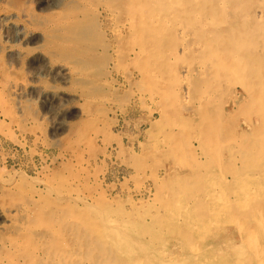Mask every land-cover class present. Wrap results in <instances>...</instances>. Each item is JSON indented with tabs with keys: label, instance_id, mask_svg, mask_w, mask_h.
<instances>
[{
	"label": "rangeland",
	"instance_id": "obj_1",
	"mask_svg": "<svg viewBox=\"0 0 264 264\" xmlns=\"http://www.w3.org/2000/svg\"><path fill=\"white\" fill-rule=\"evenodd\" d=\"M0 1V264H264V0Z\"/></svg>",
	"mask_w": 264,
	"mask_h": 264
},
{
	"label": "bare ground",
	"instance_id": "obj_2",
	"mask_svg": "<svg viewBox=\"0 0 264 264\" xmlns=\"http://www.w3.org/2000/svg\"><path fill=\"white\" fill-rule=\"evenodd\" d=\"M131 1H133V0H131ZM141 1H142V0H141ZM153 1H154V0H153ZM160 1H162V0H160ZM211 1H212V0H211ZM0 2H1V1H0ZM4 2H5V1H4ZM6 2H7V0H6ZM128 2H129V1H128ZM224 2H225V1H224ZM224 2H223V3H224ZM43 3H44V2H43ZM129 3H130V2H129ZM141 3H142V2H141ZM146 3H147V2H146ZM162 3H163V2H162ZM107 4H108V3H107ZM133 4H134V3H133ZM135 4H136V3H135ZM147 4H148V3H147ZM151 4H152V3H151ZM168 4H169V3L167 2V5H168ZM2 5H3V4H2ZM79 5H80V4H79ZM128 5H131V4H128ZM137 5H138V4H137ZM159 5H161V2H160ZM135 6H136V5H135ZM204 6H205V5H204ZM207 6H209V5H208V2H207ZM214 6H215V5H214ZM3 7H4V6H3ZM3 7H2V8H3ZM5 7H6V6H5ZM89 7H90V6H89ZM132 7H133V6H132ZM146 7H147V5H146ZM146 7H145V8H146ZM161 7H162V6H161ZM161 7H160V8H161ZM6 8L8 9V7H6ZM91 8H92V7H91ZM128 8H129V7H128ZM128 8H127V9H128ZM149 8H151V7H149ZM149 8H148V9H149ZM155 8H157V7L155 6ZM194 8H195V7H194ZM225 8H226V6H225ZM3 9H4V8H3ZM3 9H2V10H3ZM41 9H42V8H41ZM135 9H136V8H135ZM146 9H147V8H146ZM153 9H154V8H153ZM153 9H152V10H153ZM161 9H162V8H161ZM199 9H200V7H199ZM249 9H250V8H249ZM16 10H17V9H16ZM85 10H86V9H85ZM87 10H88V9H87ZM155 10H156V9H155ZM155 10H153V11H155ZM162 10H163V9H162ZM194 10H195V9H194ZM209 10H210V9H209ZM211 10H212V9H211ZM214 10H216V9H214ZM219 10H220V9H219ZM257 10H259V9H257ZM26 11H27V10H26ZM26 11H25V12H26ZM76 11H77V10H76ZM147 11H148V10H147ZM149 11H150V10H149ZM156 11L158 12V10H156ZM159 11H161V10H159ZM164 11H165V10H164ZM164 11H162V14H163ZM202 11H203V10H202ZM18 12H20V10H19ZM107 12H108V11H107ZM113 12H114V11H113ZM203 12H204V11H203ZM203 12H201V13L203 14ZM242 12H243V11H242ZM246 12H248V11H246ZM254 12H257V11L254 10ZM27 13H28V11H27ZM58 13H59V12H58ZM67 13H68V12H67ZM91 13H92V12H91ZM137 13H139V12H137ZM151 13H152V12H150V14H151ZM158 13H159V12H158ZM204 13H205V12H204ZM214 13H215V11H214ZM237 13H239V12H237ZM20 14H21V13H20ZM96 14H97V13H96ZM218 14H220V12H219ZM255 14H256V13H255ZM10 15H11V14H10ZM12 15H14L13 12H12ZM60 15H61V14H60ZM60 15H59V16H60ZM133 15H135V13H134ZM144 15H145V14H144ZM153 15H154V12H153ZM215 15H216V14H215ZM28 16H29V15H28ZM89 16H90V15H89ZM178 16H179V15H178ZM181 16H182V15H181ZM189 16H190V15H189ZM189 16H188V18H189ZM255 16H256V15H255ZM7 17H8V16H7ZM7 17L4 16L3 18H4V19H7ZM12 17H13V16H12ZM50 17H51V16H50ZM65 17H66V16H65ZM70 17H71V16H70ZM80 17H82V16H80ZM143 17H144V16H143ZM67 18H68V15H67ZM177 18H178V17H177ZM182 18H183V17H182ZM207 18H208V17H207ZM25 19H26V18H25ZM63 19H64V18H63ZM134 19H135V17H134ZM141 19H142V17H141ZM221 19H222V18H220V20H221ZM2 20H3V19H2ZM64 20H65V19H64ZM8 21H9V20H8ZM27 21H28V20H27ZM147 21H148V20H147ZM0 22H1V21H0ZM72 22H73V21H72ZM133 22H134V21H133ZM141 22H142V21H141ZM205 22H206V20H205ZM1 23H2V22H1ZM135 23H136V21H135ZM157 23H158V21H157ZM136 24H137V23H136ZM143 24H145V22H144ZM155 24H156V23H155ZM0 25H1V24H0ZM133 25H134V24H133ZM149 25H150V24H149ZM201 25H202V24H201ZM222 25H223V24H222ZM2 26H3V25H2ZM38 26H39V25H38ZM38 26H37V27H38ZM134 26H135V25H134ZM134 26H133V27H134ZM144 26H146V24H145ZM199 26H200V24H199ZM203 26H204V24H203ZM136 27H137V26H136ZM147 27H148V26H147ZM150 27H152V31H153V28H154L153 25H152V26L150 25ZM174 27H175V26H174ZM218 27H220V25H218ZM218 27H216V29H217ZM31 28H32V27H31ZM166 28H167V27H166ZM166 28H164V29H166ZM226 28H227V27H226ZM16 29H18V28H16ZM20 29H21V28H20ZM24 29H25V28H24ZM48 29H49V28H48ZM60 29H61V28H60ZM143 29H144V28H143ZM200 29H201V28H200ZM200 29H199V32L201 31ZM202 29H203V28H202ZM51 30H52V29H51ZM53 30H54V29H53ZM126 30H127V29H126ZM144 30H145V29H144ZM149 30H150V29H149ZM159 30H160V29H159ZM14 31H15V30H14ZM114 31H115V30H114ZM164 31H166V30H164ZM183 31H184V30H183ZM196 31H197V28H196ZM15 32H16V33H15L16 35H14V36H16V37H14L15 39L21 38V37L24 35V34H23V35L20 34L18 31H15ZM127 32H128V30H127ZM180 32H181V31H180ZM201 32H202V31H201ZM6 33H7V32H6ZM110 33H111V32H110ZM148 33L150 34V32H148ZM182 33H183V32H182ZM229 33H230V32H229ZM253 33H254V32H253ZM25 34H26V33H25ZM28 34H29V33H28ZM230 34H231V33H230ZM55 35H56V34H55ZM143 35H144V33H143ZM143 35H142V36H143ZM147 35H148V34H147ZM152 35H153V33H152ZM220 35H221V34H220ZM220 35H219V36H220ZM233 35H234V34H233ZM247 35H248V34H247ZM38 36H40V35H38ZM59 36H60V35H59ZM156 36H157V35H156ZM234 36H235V35H234ZM250 36H251V35H250ZM10 37H11V36H10ZM27 37H28V36H27ZM30 37H31V36L29 35V38H30ZM57 37H58V36H57ZM158 37H159V36H158ZM222 37H223V36H222ZM231 37H232V36H231ZM253 37H254V36H253ZM14 38H13V39H14ZM141 38H142V37H141ZM200 38H201V36H200ZM223 38H224V37H223ZM250 38H251V37H250ZM9 39H10V38H9ZM15 39H14V40H15ZM32 39H33V38H32ZM42 39H43V38H42ZM154 39H155V38H154ZM206 39H207V38H206ZM234 39H235V38H234ZM263 39H264V37H263ZM10 40H12V39H10ZM25 40H26V39H25ZM36 40H37V39H36ZM161 40H162V39H161ZM163 40H164V37H163ZM198 40H199V39H198ZM201 40H202V39H201ZM12 41H13V40H12ZM15 41H16V40H15ZM31 41H32V40H31ZM33 41H34V40H33ZM199 41H200V40H199ZM205 41H208V40H205ZM252 41H253V40H252ZM255 41H256V40H255ZM262 41H263V40H262ZM44 42H45V41H44ZM58 42H59V41H58ZM162 42L165 43V40L162 41ZM162 42H161V44H162ZM210 42H211V41H210ZM210 42H209V43H210ZM216 42H218V39L216 40ZM29 43H30V42H29ZM63 43H64V42H63ZM141 43H142V42H141ZM159 43H160V42H159ZM252 43H253V42H252ZM255 43H256V42H255ZM255 43H254V45H255ZM261 43H262V42H261ZM7 44H8V43H7ZM35 44H36V43H35ZM207 44H208V43H207ZM262 44H263V43H262ZM9 45H10V44H9ZM9 45H7V46H9ZM214 45H215V44H214ZM12 46H13V45H12ZM39 46H40V45H39ZM141 46H142V44H141ZM197 46H198V45H197ZM206 46H207V45H206ZM215 46H216V45H215ZM215 46H214V47H215ZM252 46H253V45H252ZM2 47H4V46H2ZM216 47H218V45H217ZM262 47H263V46H262ZM50 48H51V47H50ZM112 48H113V47H112ZM246 48H248V47H245V49H246ZM254 48H255V47H254ZM16 49H17V48H16ZM18 49H19V48H18ZM33 49L35 50V48H33ZM207 49H208V48H207ZM209 49H211V48H209ZM215 49H216V48H215ZM241 49H242V48H241ZM213 50H214V48H213ZM213 50H212V51H213ZM246 50H247V49H246ZM246 50H245V51H246ZM259 50H260V49H259ZM214 51H215V50H214ZM242 51H243V50H242ZM245 51H244V53L246 54L247 51H246V52H245ZM249 51H250V50H249ZM163 52H164V50H163ZM215 52H216V51H215ZM251 52H252V51H251ZM259 52H261V50H260ZM6 53H7V52H6ZM35 53H36V52H35ZM41 53H42V52H41ZM221 53H222V52H221ZM244 53H243V54H244ZM248 53H249V52H248ZM252 53H253V52H252ZM7 54H8V53H7ZM111 54H112V53H111ZM234 54H235V53H234ZM236 54H237V52H236ZM250 54H251V53H250ZM256 54H257V53H256ZM9 55H10V54H9ZM21 55H22V54H21ZM139 55H140V54H139ZM143 55H144V54H143ZM216 55H217V54H216ZM225 55H226V54H225ZM227 55H228V54H227ZM17 56H18V55H17ZM164 56H165V54H164ZM221 56H222V55H221ZM260 56H261V55H260ZM12 57H13V56H12ZM111 57H112V56H111ZM244 57H245V58H244L245 60H246V58H248V57H246L245 55H244ZM250 57H251V56H250ZM44 58H45V57H44ZM137 58H138V57H137ZM163 58H165V57H163ZM216 58H217V57H216ZM242 58H243V57H241V59H242ZM8 59H9V58H8ZM66 59H67V58H66ZM68 59H69V58H68ZM255 59H256V57H255ZM255 59H254V60H255ZM262 59H263V58H262ZM163 60H164V59H163ZM219 60H220V59H219ZM219 60H218V61H219ZM228 60H229V58H228ZM234 60H235V59H234ZM161 61H162V60H161ZM164 61H165V60H164ZM164 61H163V62H164ZM216 61H217V60H216ZM242 61L244 62V60H242ZM258 61H259V60H258ZM260 61H261V60H260ZM225 62H226V61H225ZM225 62H224V63H225ZM230 63H231V62H230ZM230 63H229V64H230ZM27 64H28V63H27ZM157 64H158V63H157ZM159 64H160V63H159ZM159 64L157 65V67L159 66ZM168 64H170V63H168ZM252 64H253V63H252ZM161 65L163 66V64H160V67H162ZM260 65H261V64H260ZM260 65L258 64L259 68H260ZM155 66H156V63H155ZM237 66H238V65H237ZM31 67H32V66H31ZM42 67H43V66H42ZM60 67H62V66H60ZM160 67H159V69H160ZM163 67H164V66H163ZM169 67H170V65H169ZM197 67H198V66H197ZM204 67H205V66H204ZM232 67H233V66H232ZM250 67H251V66H250ZM57 68H58V67H57ZM146 68H147V67H146ZM155 68H156V67H155ZM240 68H242V66H241ZM28 69H29V68H28ZM36 69H37V68H36ZM42 69H43V68H42ZM42 69H41V70H42ZM64 69H65V68H64ZM161 69H162V68H161ZM165 69H166V68H165ZM246 69H247V67H246ZM48 70H49V68H48ZM62 70H63V69H62ZM65 70H66V69H65ZM152 70H155V69H152ZM182 70H183V69H182ZM182 70L180 69V71H182ZM204 70H205V69H204ZM210 70H211V68H210ZM253 70H254V69H253ZM146 71H147V70H146ZM146 71H145V73H146ZM156 71H157V70H156ZM158 71H159V70H158ZM180 71H179V72H180ZM208 71H209V70H208ZM225 71H226V70H225ZM250 71H251V70H250ZM250 71H248V72H250ZM39 72H40V71H39ZM148 72H149V71H148ZM166 72H167V70H166ZM169 72H170V71H169ZM50 73H51V72H50ZM149 73H150V72H149ZM154 73H155V72H154ZM240 73H241V72H240ZM260 73H261V72H260ZM33 74H34V73H33ZM33 74H32V75H33ZM152 74H153V72H152ZM192 74H194V73H192ZM227 74H228V73H227ZM233 74H235V73H233ZM246 74H247V72H246ZM255 74H256V73H255ZM141 75H143L142 72H141ZM52 76H53V75H52ZM101 76H102V75H101ZM143 76H145V75H143ZM143 76H142V77H143ZM151 76H152V75H151ZM67 77H68V76H67ZM106 77H107V76H106ZM106 77H105V78H106ZM108 77H109V76H108ZM259 77H260V76H259ZM59 79H60V78H59ZM100 79H101V78H100ZM242 79H243V78H242ZM242 79H241V80H242ZM103 80H104V79H102V81H103ZM107 80H108V79H107ZM107 80H106V81H107ZM261 80H262V79H261ZM65 81H66V80H65ZM100 81H101V80H100ZM109 81H111V80H109ZM243 81H244V80H243ZM245 81H247V80L245 79ZM253 81L256 82L257 80H254V79H253ZM263 81H264V80H263ZM62 82H63V81H62ZM102 83H103V82H102ZM4 84H5V83H4ZM25 84H26V83H25ZM27 84H28V83H27ZM178 85H179V83H178ZM245 85H246V84H245ZM191 86H192V85H191ZM262 86H264V85H262ZM181 87H182V86H181ZM256 87H257V86H256ZM258 87H260V86H258ZM17 88H18V87H17ZM20 88H21V87H20ZM22 88H23V87H22ZM23 89H24V88H23ZM35 89H36V88H35ZM253 89H254V88H253ZM255 89H256V88H255ZM21 90H22V89H21ZM24 90H25V89H24ZM249 90H250V89H249ZM257 90H258V89H257ZM250 93H251V92H250ZM253 93H254V91H253ZM14 94H15V93H14ZM24 94H25V93H24ZM251 94H252V93H251ZM257 94H258V93H257ZM3 96H4V95H3ZM15 96H17V95H15ZM35 96H36V95H35ZM29 97H30V96H29ZM13 99H14V98H13ZM10 100H12V99H10ZM19 103H20V102H19ZM17 105H18V104H17ZM252 106H253V105H252ZM19 107H20V106H19ZM51 107H52V106H51ZM49 108H50V107H49ZM3 109H4V108H3ZM18 110H19V109H18ZM23 110H24V109H23ZM47 110H49V109H47ZM166 113H167V112H166ZM10 115H11V114H10ZM27 116H28V115H27ZM17 117H18V116H17ZM178 117H179V115H178ZM20 118H22V117H20ZM11 119H12V118H11ZM27 119H28V118H27ZM179 119H180V117H179ZM1 122H2V121H1ZM52 122H53V121H52ZM17 123H18V122H17ZM242 123H243V122H242ZM61 124H62V123H61ZM15 125H16V124H15ZM52 125H53V123H52ZM58 125H59V124H58ZM49 127H50V126H49ZM56 127H57V126H56ZM1 129H2V128H1ZM174 130H175V129H174ZM20 132H21V131H20ZM23 132H24V131H23ZM54 134H55V133H54ZM192 134H193V133H192ZM162 135H163V134H162ZM165 135H166V133H165ZM165 135H164V137H165ZM157 137H158V136H157ZM189 137H190V135H189ZM193 137H194V136H193ZM33 140H34V139H33ZM76 140H77V139H76ZM152 142H153V141H152ZM156 142H157V140H156ZM157 143H159V142H157ZM156 147H158V146H156ZM161 147H162V146H161ZM235 163H236V162H235ZM235 170H236V169H235ZM223 171H224V170H223ZM204 172H205V171H204ZM234 172H235V171H234ZM236 172H237V171H236ZM181 173H182V172H181ZM213 173H215V172H213ZM224 173H225V172H224ZM258 173H259V172H258ZM191 174H192V173H191ZM259 174H261V172H260ZM208 175H209V173H208ZM210 175H211V174H210ZM210 175H209V176H210ZM213 175H214V174H213ZM213 175H212V176H213ZM235 175H236V173H235ZM186 176H187V175H186ZM188 176H189V175H188ZM217 176H218V175H217ZM220 176H221V175H220ZM238 176H239V173H238ZM238 176H237V177H238ZM244 176H245V175H244ZM255 176H256V174H255ZM78 177H79V176H78ZM18 178H19V177H18ZM25 178H26V177H25ZM59 178H61V177H59ZM84 178H85V177H84ZM209 178H210V177H209ZM212 178H213V177H212ZM221 178H222V177H221ZM231 178H232V177H231ZM242 178H243V177H242ZM242 178H241V179H242ZM250 178H253V176L250 177ZM23 179H24V177H23ZM23 179H21V180L23 181ZM29 179H31V178H29ZM67 179H68V178H67ZM69 179H70V178H69ZM227 179H228V178H227ZM241 179H240V180H241ZM244 179H245V178H244ZM13 180H15V178H14ZM13 180H12V181H13ZM207 180H208V178H207ZM211 180H212V179H211ZM246 180H247V179H246ZM255 180H256V179H255ZM260 180H261V179H260ZM15 181H16V180H15ZM27 181H28V180H27ZM46 181H47V180H46ZM46 181H44V182L47 183ZM79 181H80V180H79ZM222 181H223V179H222ZM236 181H237V180H236ZM242 181H243V180H242ZM244 181H245V180H244ZM9 182H10V181H9ZM34 182H35V181H34ZM36 182H37V181H36ZM36 182H35V183H36ZM44 182H43V183H44ZM234 182H235V181H234ZM245 182H246V181H245ZM40 183H42V182H40ZM45 183H44V184H45ZM56 183H57V182H56ZM56 183H55V184H56ZM202 183H203V181H202ZM205 183H206V182H205ZM208 183H209V182H208ZM208 183H207V184H208ZM217 183H218V182H217ZM226 183H228V181H227ZM226 183H225V184H226ZM247 183H248V182H247ZM5 184H6V183H5ZM11 184H12V183H11ZM240 184H241V183H240ZM245 184H246V183H245ZM263 184H264V182H263ZM15 185H16V184H15ZM15 185H14V187H16ZM45 185H47V184H45ZM63 185H64V184H63ZM94 185H95V184H94ZM227 185H228V184H227ZM238 185H239V184H238ZM255 185H256V182H255ZM17 186H18V185H17ZM48 186H49V185H48ZM55 186H57V185H55ZM89 186H90V185H89ZM208 186H209V185H208ZM210 186L214 187V185L212 184V182H211ZM234 186H236V185H234ZM244 186H245V185H243V187H244ZM246 186H247V185H246ZM21 187H22V186H21ZM212 187H211L210 189H212ZM217 187H218V186H217ZM236 187H237V186H236ZM254 187H256V186H254ZM19 188H20V187H18V189H19ZM40 188H41V187H40ZM44 188H45V186H44ZM47 188H48V187H46V189H47ZM50 188H51V186H50ZM214 188H216V186H215ZM233 188H234V187H233ZM252 188H253V187H252ZM20 189H21V188H20ZM20 189H19V190H20ZM23 189H24V188H23ZM25 189H26V188H25ZM56 189H58V188H56ZM247 189H248V188H247ZM249 189H250V188H249ZM253 189H254V188H253ZM43 190H45V189H43ZM212 190H213V189H212ZM212 190H211V191H212ZM221 190H222V189H221ZM226 190H227V188L225 189V191H226ZM239 190H240V189H238V191H239ZM255 190H256V189H255ZM26 191H27V190H26ZM28 191H29V190H28ZM52 191H53V190H50V192H52ZM58 191H59V190H58ZM240 191H241V190H240ZM253 191H254V190H253ZM43 192H44V191H43ZM146 192H147V191H146ZM206 192H207V189H206ZM22 193H23V192H22ZM28 193H29V192H28ZM241 193H242V192H241ZM251 193H252V192H251ZM254 193H255V192H254ZM30 194H31V193H30ZM36 194H37V193H36ZM51 194H52V193H51ZM61 194H62V193H61ZM212 194H213V193H212ZM261 194H262V193H261ZM22 195H23V194H22ZM28 195H29V194H28ZM54 195L57 196V195L55 194V192H54ZM164 195H165V193H164ZM179 195H180V194H179ZM206 195H207V194H206ZM209 195H210V194H209ZM214 195H217V196H218V194H214ZM219 195H220V193H219ZM30 196H31V195H30ZM43 196H44V195H43ZM43 196H42V197H43ZM47 196H49V195H47ZM103 196H104V195H103ZM32 197H33V196H32ZM38 197H39V196H38ZM44 197H45V196H44ZM51 197H52V196H51ZM57 197H58V196H57ZM59 197H60V196H59ZM169 197H170V196H169ZM177 197H178V195H177ZM214 197H215V196H214ZM218 197H220V196H218ZM246 197H247V196H246ZM251 197H252V196H251ZM47 198H48V197H47ZM64 198H65V197H64ZM180 198H181V197H180ZM226 198H227V197H226ZM229 198H230V197H229ZM247 198H248V197H247ZM255 198H256V197H255ZM17 199H18V198H17ZM33 199H34V198H33ZM39 199H40V198H39ZM39 199H38V200H39ZM42 199H44V198H42ZM65 199H66V198H65ZM67 199H68V198H67ZM182 199H183V197H182ZM182 199H179V200L176 199L177 201L175 202V205L177 206V208H181L180 206H181L182 203H183V200H182ZM215 199H216V198H215ZM222 199H223V198H222ZM233 199H234V198H233ZM45 200H46V197H45ZM217 200H218V199H217ZM226 200H227V199H226ZM15 201H16V200H15ZM21 201H23V200H21ZM21 201H20L19 203H22ZM34 201H35V200H34ZM78 201H79V200H78ZM207 201H208V200H207ZM223 201H224V199H223ZM227 201H228V200H227ZM238 201H240V200L237 199L236 202H238ZM243 201H244V199H243ZM13 202H14V201H13ZM26 202L28 203V201H26ZM41 202H42V201H41ZM43 202H44V201H43ZM53 202H55V201H53ZM53 202H52L51 206L53 205ZM61 202H62V201H61ZM64 202H65V201H64ZM71 202H72V201H71ZM83 202H84V201H83ZM145 202H146V201H145ZM246 202H247V200H246ZM23 203H24V202H23ZM46 203H47V200H46ZM48 203H50V202H48ZM65 203H66V202H65ZM75 203H76V202H75ZM93 203H94V202H93ZM131 203H132V202H131ZM131 203H130V204H131ZM172 203H173V205H174V202H172ZM38 204H39V203H38ZM38 204H37V205H38ZM60 204H62V203H60ZM132 204H133V203H132ZM242 204H243V202H242ZM20 205H21V204H20ZM24 205H25V204H24ZM68 205H69V204H68ZM175 205H174V206H175ZM185 205H187V204H185ZM22 206H23V205H22ZM45 206H46V205H45ZM48 206H49V205H48ZM51 206H50V208H51ZM66 206H67V205H66ZM134 206H135V205H134ZM136 206H137V205H136ZM165 206H166V205H165ZM174 206H173V207H174ZM15 207H16V206H15ZM43 207H44V206H43ZM69 207H70V206H69ZM132 207H133V206H132ZM223 207H224V205H223ZM48 208H49V207H48ZM48 208H47V209H48ZM93 208H94V207H93ZM142 208H144V207L142 206ZM154 208H155V207H154ZM154 208H153V209H154ZM164 208H165V207H164ZM174 208H175V207H174ZM177 208H176V209H177ZM192 208H193V207H192ZM262 208H263V207H262ZM30 209H32V208H30ZM33 209H34V208H33ZM36 209L38 210V208H36ZM65 209H66V208H65ZM65 209H64V210H65ZM166 209H167V208H166ZM26 210H27V209H26ZM44 210H46V208H45ZM67 210L69 211V209H67ZM160 210H161V209H160ZM187 210H188V208H187ZM194 210H195V209H194ZM226 210H227V209H226ZM27 211H29V210H27ZM34 211H35V210H34ZM39 211H41V210H39ZM68 211H67V212H68ZM84 211H85V210H84ZM142 211H144V210L142 209ZM165 211H166V210H165ZM170 211H171V210H170ZM191 211H193V210L191 209ZM13 212H14V211H13ZM67 212H66V213H67ZM71 212H72V211H71ZM154 212H155V209H154ZM154 212H153V213H154ZM156 212H158V211H156ZM186 212H187V211H186ZM222 212H223V211H222ZM11 213H12V212H11ZM29 213H31V212H29ZM35 213H36V212H35ZM35 213H33V214H35ZM53 213H54V212H53ZM72 213H73V212H72ZM131 213H132V212H131ZM149 213H150V212H149ZM153 213H152V214H153ZM162 213H163V212H162ZM162 213H161V214H162ZM171 213H172V212H171ZM180 213H181V212H180ZM190 213H191V212H190ZM217 213H218V212H217ZM2 214H3V213H2ZM89 214H90V213H89ZM141 214H142V212H141ZM213 214H215V213H213ZM69 215H70V214H69ZM75 215H77V214H75ZM106 215H107V214H106ZM120 215H121V214H120ZM120 215H119V216H120ZM172 215H173V214H172ZM220 215H221V214H219V216H220ZM224 215H225V214H224ZM56 216H57V215H56ZM123 216H124V215H123ZM156 216H157V215H156ZM177 216H179V215H177ZM211 216H212V215H211ZM211 216H210V217H211ZM226 216H227V215H226ZM259 216H260V215H259ZM38 217H39V216H38ZM66 217H67V216H66ZM69 217L71 218V217H73V216H69ZM108 217H109V216H108ZM173 217H175V216H173ZM195 217H196V216H195ZM73 218H75V217H73ZM146 218H147V216H146ZM160 218H162V217H160ZM198 218H199V216H198ZM219 218H220V217H219ZM219 218H218V219H219ZM222 218H224V217H222ZM259 218H260V217H259ZM1 219H2V218H1ZM40 219H41V218H39V220H40ZM82 219H83V218H82ZM82 219H80V220H82ZM91 219H92V218H91ZM105 219H106V218H105ZM105 219H104V220H105ZM109 219L112 220V216H111V218H109ZM113 219H114V217H113ZM125 219H126V218H125ZM173 219H174V218H173ZM177 219H178V218H177ZM187 219H188V218H187ZM224 219H225V218H224ZM227 219H228V218H227ZM242 219H243V218H242ZM2 220H3V219H2ZM106 220H108V219H106ZM127 220H128V219H127ZM180 220H181V219H180ZM185 220H186V219H185ZM228 220H230V219H228ZM243 220H244V219H243ZM27 221H28V220H27ZM76 221H77V220H76ZM174 221H175V220H174ZM174 221H173V222H174ZM207 221H208V220H207ZM226 221H227V220H226ZM231 221H232V219H231ZM240 221H241V220H240ZM255 221H256V220H255ZM35 222H36V221H35ZM107 222H108V221H107ZM114 222H115V221H114ZM176 222H177V221H176ZM185 222H186V221H185ZM201 222H202V221H201ZM203 222H204V221H203ZM229 222H230V221H229ZM258 222H259V221H258ZM258 222H257V223H258ZM7 223H8V222H7ZM36 223H37V222H36ZM43 223H44V222H43ZM45 223H47V222H45ZM76 223H77V222H76ZM79 223H80V221H79ZM105 223H106V221H105ZM122 223H123V222H122ZM159 223H160V222H159ZM162 223H163V222H162ZM164 223H165V222H164ZM170 223H171V221H170ZM177 223H178V222H177ZM212 223H213V222H212ZM223 223H224V222H223ZM238 223H239V222H238ZM51 224H52V223H51ZM112 224H113V223H112ZM120 224H121V223H120ZM165 224H167V223H165ZM216 224H217V223H216ZM225 224H226V223H225ZM229 224H230V223H229ZM258 224H259V223H258ZM258 224H256V225H258ZM45 225H46V224H45ZM49 225H50V224H49ZM52 225H53V224H52ZM55 225H56V224H55ZM105 225H106V224H105ZM109 225H110V224H109ZM122 225H124V224H122ZM204 225H205V224H204ZM213 225H214V224H213ZM213 225H211V226H213ZM231 225H232V224H231ZM235 225H236V223H235ZM254 225H255V224H254ZM35 226H36V225H35ZM35 226H34V228H35ZM46 226H47V225H46ZM107 226H108V224H107ZM173 226H174V225H173ZM211 226H210V228H211ZM221 226H222V225H221ZM236 226H238V225H236ZM236 226H235V227H236ZM47 227H49V226H47ZM47 227H46V228H47ZM53 227H55V226H53ZM53 227H52V228H53ZM111 227H112V226H111ZM116 227H117V226H115V228H116ZM164 227H165V226H164ZM200 227H201V226H200ZM213 227H214V226H213ZM215 227H216V226H215ZM219 227H220V225H219ZM55 228H56V227H55ZM166 228H168V227H165L164 229H166ZM175 228H176V226H175ZM198 228H199V227H198ZM210 228H209V229H210ZM262 228H263V226H262ZM113 229H114V227H113ZM113 229H112V230H113ZM164 229H163V230H164ZM216 229H217V227H216ZM218 229H222V228H218ZM247 229H248V228H247ZM263 229H264V228H263ZM23 230H24V229H23ZM40 230H41V229H40ZM52 230H53V229H52ZM55 230H56V229H55ZM112 230H110V231H112ZM115 230H116V229H115ZM161 230H162V229H161ZM161 230H160V231H161ZM198 230H199V229H198ZM261 230H262V229H261ZM25 231H26V230H24V232H25ZM70 231H71V229H70ZM92 231H93V230H92ZM108 231H109V230H108ZM118 231H119V230H118ZM190 231H191V230H190ZM215 231H216V230H215ZM217 231H219V230H217ZM243 231L245 232L246 230H243ZM243 231H242L241 233H243ZM56 232H57V230H56ZM158 232H159V231H158ZM173 232H174V231H173ZM175 232H176V231H175ZM177 232H178V231H177ZM205 232H207V231H205ZM209 232H210V231H209ZM211 232H212V231H211ZM236 232H237V231H236ZM247 232H248V230H247ZM52 233H53V232H51V234H52ZM59 233H60V232H59ZM107 233H108V232H107ZM160 233H162V232H160ZM188 233H189V232H188ZM190 233H191V232H190ZM190 233H189V235H190ZM195 233H196V232H195ZM195 233H194V234H195ZM248 233H249V232H248ZM22 234H23V233H22ZM25 234H26V233H24V235H25ZM109 234H110V233H109ZM178 234H179V233H178ZM207 234H208V233H207ZM225 234H226V233H225ZM54 235H55V234H54ZM69 235H70V234H69ZM239 235H240V234H239ZM258 235H259V234H258ZM8 236H9V235H8ZM13 236H14V235H13ZM15 236H16V235H15ZM55 236H56V235H55ZM62 236H63V235H62ZM178 236H180V235H178ZM196 236H198V235H196ZM205 236H206V235H205ZM245 236H246V234H245ZM11 237H12V235H11ZM69 237H70V236H69ZM71 237H72V236H71ZM149 237H150V236H149ZM192 237H193V236H192ZM248 237H250V235H248ZM253 237H255V236H253ZM19 238H20V237H19ZM37 238H39V237H37ZM55 238H56V237H55ZM60 238H62V237H60ZM63 238H64V237H63ZM91 238H93V237H91ZM246 238H247V237H246ZM246 238H245V239H246ZM17 239H18V238H17ZM47 239H48V238H47ZM193 239H195V238H193ZM200 239L202 240V238H200ZM229 239H230V237H229ZM251 239H252V238H251ZM25 240H26V239H25ZM56 240H57V239H56ZM64 240L66 241V239H64ZM67 240H68V239H67ZM70 240H71V239H70ZM72 240H73V239H72ZM77 240H78V239H77ZM219 240H220V239H219ZM223 240H226V239L223 238L222 241H223ZM40 241H41V240H40ZM50 241H51V240H50ZM73 241H75V240H73ZM184 241H185V240H184ZM6 242H7V241H6ZM18 242H19V241H18ZM24 243H26V242H24ZM30 243H32V242H30ZM50 243H51V242H50ZM56 243H57V241H56ZM66 243H67V241H66ZM94 243H95V242H94ZM227 243H228V241H227ZM231 243H233V241H232ZM237 243H238V242H237ZM240 243H241V242H240ZM240 243H238V245H239ZM242 243H243V242H242ZM54 244H55V243H54ZM68 244H69V243H68ZM68 244H67V245H68ZM78 244H79V243H78ZM183 244H184V243H183ZM225 244H226V243H225ZM244 244H245V243H244ZM34 245H35V244H34ZM42 245H43V244H42ZM67 245H66V246H67ZM127 245H128V244H127ZM184 245H186V244H184ZM189 245H190V244H189ZM221 245H222V244H221ZM234 245H235V244H234ZM250 245H252V243H251ZM58 246H61V243H60V245H58ZM192 246H194V245H192ZM192 246H191L190 248H192ZM197 246H198V245H197ZM226 246H227V244H226ZM240 246H243V244L240 245ZM245 246H246V245H245ZM6 247H7V246H6ZM47 247H48V246H47ZM49 247H50V246H49ZM185 247H186V246H185ZM224 247H225V246H224ZM248 247H249V246H248ZM67 248H68V247H67ZM80 248H81V247H80ZM243 248H244V247H243ZM30 249H31V248H30ZM62 249H64L63 246H62ZM71 249H72V251H73V248H71ZM71 249H70V250H71ZM77 249H79V247H78ZM187 249H188V248H187ZM244 249H245V248H244ZM35 250H36V248H35ZM35 250H34V251H35ZM37 250H38V249H37ZM54 250L57 251L56 249H54ZM64 250H65V249H64ZM68 250H69V249H68ZM70 250H69V251H70ZM74 250H75V249H74ZM82 250H83V249H82ZM84 250H85V249H84ZM222 250H223V249H222ZM234 250H235V249H234ZM260 250H261V248H260ZM1 251H2V249H1ZM40 251H41V250H40ZM42 251H43V250H42ZM61 251H62V250H61ZM87 251H88V250H87ZM189 251H191V250H189ZM192 251L195 252L194 250H192ZM192 251H191V252H192ZM224 251H225V250H224ZM226 251H227V250H226ZM236 251H237V250H235V252H236ZM249 251H250V250H249ZM58 252H60V250H59ZM103 252H104V251H103ZM212 252H213V251H212ZM246 252L248 253V251H246ZM254 252H255V251H254ZM40 253L42 254V252H40ZM64 253H65V252H64ZM64 253L62 254V252H60L59 254H62V255L64 256V255H65ZM214 253H215V252H214ZM227 253H228V252H227ZM16 254H17V253H16ZM18 254H20V253H18ZM18 254H17V257H18ZM215 254H216V253H215ZM217 254H218V253H217ZM217 254H216V255H217ZM4 255H5V253H4ZM39 255H40V254H39ZM69 255H71V254H69V252H68V256H69ZM89 255H90V254H89ZM184 255H185V254H184ZM188 255H189V254H188ZM209 255H210V254H209ZM221 255H222V254H221ZM233 255H234V254H233ZM253 255H254V254H253ZM255 255H256V254H255ZM255 255H254V256H255ZM263 255H264V254H263ZM20 256H21V255H20ZM42 256H43V255H42ZM84 256H85V255H84ZM109 256H110V253H109ZM113 256H114V255H113ZM191 256H192V255H191ZM224 256H225V255H224ZM227 256H229V255L227 254ZM227 256H226V257H227ZM44 257H45V256H44ZM55 257H56V256H55ZM77 257H78V256H77ZM82 257H83V255H82ZM212 257H213V255H212ZM216 257H217V256H216ZM229 257H230V256H229ZM232 257H233V256H232ZM235 257H236V256H235ZM243 257H244V255H243ZM37 258H38V257H37ZM57 258H58V259H57ZM57 258H53V257H52V259H50V260H51L50 263H49L48 261L45 260V263H44V264H60L59 260L62 258V256H58ZM83 258H84V257H83ZM83 258H82V259H83ZM118 258H119V257H118ZM192 258H193V256H192ZM192 258H191V259H192ZM258 258H259V257H258ZM263 258H264V257H263ZM80 259H81V258H80ZM87 259H88V258H87ZM87 259H85V260H87ZM90 259H92V258H90ZM94 259H95V258H94ZM194 259H195V258H194ZM233 259H234V258H233ZM239 259H240V258H239ZM241 259H242V258H241ZM39 260H40V258H39ZM78 260H79V258H78ZM78 260H77L76 264L78 263ZM188 260H189V258H188ZM80 261H81V260H80ZM80 261H79V262H80ZM98 261H99V259H98ZM103 261H104V260H103ZM108 261H109V260H108ZM189 261H190V260H189ZM257 261H258V260H257ZM34 262H35V260H34ZM63 262H66L65 259L63 260ZM71 262H72V261H71ZM71 262L69 261L70 264H71ZM88 262H89V261H88ZM243 262H244V261H243ZM249 262H250V261H249ZM258 262H259V261H258ZM32 263H33V261H32ZM36 263H37V262H36ZM36 263H35V264H36ZM66 263H67V262H66ZM80 263H81V262H80ZM93 263H94V262H93ZM193 263H194V262H193ZM231 263H232V260H231ZM255 263H256V262H255ZM255 263H254V264H255ZM262 263H263V262H262ZM22 264H23V263H22ZM67 264H68V263H67ZM78 264H79V263H78ZM91 264H92V263H91ZM98 264H99V262H98ZM112 264H113V263H112ZM199 264H200V263H199ZM237 264H238V262H237ZM239 264H240V263H239Z\"/></svg>",
	"mask_w": 264,
	"mask_h": 264
}]
</instances>
